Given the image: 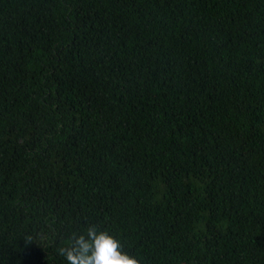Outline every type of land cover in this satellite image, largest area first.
<instances>
[{"label":"trees","instance_id":"obj_1","mask_svg":"<svg viewBox=\"0 0 264 264\" xmlns=\"http://www.w3.org/2000/svg\"><path fill=\"white\" fill-rule=\"evenodd\" d=\"M89 225L264 264V0H0V264Z\"/></svg>","mask_w":264,"mask_h":264},{"label":"clouds","instance_id":"obj_2","mask_svg":"<svg viewBox=\"0 0 264 264\" xmlns=\"http://www.w3.org/2000/svg\"><path fill=\"white\" fill-rule=\"evenodd\" d=\"M67 264H140L123 251L121 242L108 231L89 225L83 234L72 233L69 245L57 249Z\"/></svg>","mask_w":264,"mask_h":264}]
</instances>
